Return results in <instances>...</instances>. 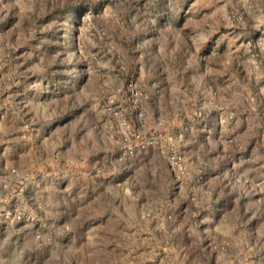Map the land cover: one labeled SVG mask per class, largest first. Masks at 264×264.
I'll return each instance as SVG.
<instances>
[{
  "label": "rangeland",
  "instance_id": "obj_1",
  "mask_svg": "<svg viewBox=\"0 0 264 264\" xmlns=\"http://www.w3.org/2000/svg\"><path fill=\"white\" fill-rule=\"evenodd\" d=\"M0 264H264V0H0Z\"/></svg>",
  "mask_w": 264,
  "mask_h": 264
}]
</instances>
